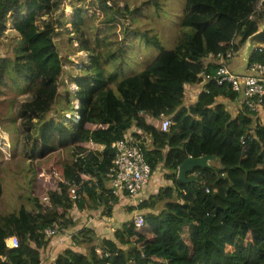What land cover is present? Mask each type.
<instances>
[{
	"label": "trees",
	"instance_id": "1",
	"mask_svg": "<svg viewBox=\"0 0 264 264\" xmlns=\"http://www.w3.org/2000/svg\"><path fill=\"white\" fill-rule=\"evenodd\" d=\"M96 1L105 18L92 28L91 38L85 35L86 8L72 5L68 22L79 50L87 53L83 73L72 78L76 118L47 119L39 125L36 121L56 100L63 70L53 40L56 25L65 22L55 18L59 0L0 2V36L10 14L20 35L12 69L25 84L20 93L32 97L18 111L25 138L31 141L30 156L45 158L59 148L72 150L73 156L71 162H55L62 180L54 191L32 199L33 211L20 207L0 217V264H40L51 241L45 230L75 227L68 216L73 208H103L102 214L111 218L119 203L106 179L115 156L111 144L132 128L139 132L131 137L139 141L152 173L161 167L171 185L136 207L147 212L143 226L124 222L111 239L81 228L54 264H264V125L246 108L233 116L222 101L233 102L237 95L225 84L202 83L199 77L218 67L205 64L208 57L241 51L264 21V0H185L183 31L172 50H165L147 31L121 36L123 26L116 15L123 17L126 9L108 14L107 0ZM138 39L158 54L133 73ZM8 64L0 58V87ZM253 64L264 67V48L250 54L248 66ZM198 84L203 85L196 101L185 106V87ZM162 115L172 121L167 132L159 128ZM88 144L102 150H88ZM203 156H214L218 165L194 169L187 179L195 182L180 183L181 163ZM71 187L77 200L71 199ZM2 195L0 183V201ZM13 236L19 242L15 249L5 243Z\"/></svg>",
	"mask_w": 264,
	"mask_h": 264
},
{
	"label": "rangeland",
	"instance_id": "2",
	"mask_svg": "<svg viewBox=\"0 0 264 264\" xmlns=\"http://www.w3.org/2000/svg\"><path fill=\"white\" fill-rule=\"evenodd\" d=\"M75 1L73 0L74 6H76ZM107 1H109V7L111 8L108 14H113L118 9H126L123 12V17L116 15V18L123 26L122 32L120 33L121 36L132 33L134 30L136 32L147 31L150 36H157L161 46L165 50L175 48L180 32L183 31L181 21L184 13L185 0ZM65 5V1L62 0L55 12L57 15H55V18L57 20L65 21L62 26L56 25V35L53 39L59 52L63 69L58 79V94L51 110L43 115L41 120L36 121L38 125L47 119L68 121L75 120L76 118L74 110L77 108L78 102L73 95L76 87L72 83V78L83 73L84 65H87V53L79 50V45L76 40L77 36L71 33V25H67L71 18H73L71 15L73 13V7H71V10H68ZM81 5L86 7L88 14L85 23V35L87 38H91L92 28L99 21L103 20L105 15L96 0H89L88 3L83 2ZM9 17L5 25L6 30L0 36V58H4L9 63L6 68L4 83L0 87V183L3 189V195L0 201V217L17 212L20 207H24L28 211H33L34 202L32 199L35 197L39 198L48 191H54L57 183L62 180L54 167L55 162L61 160L66 163L73 160L72 150H63L60 148L53 155L45 158L35 159L33 156H30L32 153L31 141L29 142L25 138L18 111L21 104L30 101L32 97L28 94L20 93L21 89L25 87V84L21 77L12 69V62L15 58L14 48L19 38L14 36L10 29V22L13 20V17L11 14ZM262 26H264V21L261 23ZM135 47L136 49L131 62L133 73L142 71L158 54L156 49L146 45L140 39L135 41ZM69 58H72L73 61H70ZM230 65L234 73L243 74L247 71L242 50L233 55ZM111 86L114 88L113 85ZM185 92L184 105L189 106V102L192 101L189 98V94L193 91L185 88ZM195 94L196 92H193V96ZM224 102L233 116L237 114V108L234 110L229 100H224ZM257 115L260 123L264 125V111ZM146 119L149 123H155L154 120ZM134 132L138 133L135 131V128H132L128 135L131 136ZM213 164L217 165V161H214ZM160 171L161 169H159ZM158 207L159 205L156 211L159 210ZM128 209L130 208H127L125 205L117 207L115 215L112 214L111 218H121L124 214H129ZM75 210L76 208H73L68 212V216L76 223V226L68 228L61 233L69 236L79 229L86 227L85 225L93 229L96 233L97 230L106 229L111 226L110 224H113V222L108 220L110 217L102 214L103 208H99L97 212L82 215L76 214ZM130 219L132 220V216ZM109 234L110 232L105 230L103 234L98 235L102 237V235L108 236ZM67 244L69 246V243ZM42 261L43 264H47L44 258H42Z\"/></svg>",
	"mask_w": 264,
	"mask_h": 264
},
{
	"label": "built area",
	"instance_id": "3",
	"mask_svg": "<svg viewBox=\"0 0 264 264\" xmlns=\"http://www.w3.org/2000/svg\"><path fill=\"white\" fill-rule=\"evenodd\" d=\"M5 1L9 0H0V2ZM106 5L109 6V1H106ZM233 55L232 51H228L210 57V63L217 64V69L213 74L201 72L199 77H201L202 83L214 81L218 85L229 86L230 90L237 95L236 99H238L240 108H246L259 114L264 109V67L253 64L247 67L245 73L235 74L229 68ZM171 125L170 117L162 115L159 120L160 131L167 132ZM244 143L245 140H242V144ZM111 148L115 151V156L113 166L106 173L108 188L119 200L127 198L132 201L135 207H138L145 201L143 192L152 175L151 168L144 159L139 141L128 135L111 144ZM69 192L72 200L78 199L75 187H71ZM44 200L47 199L44 198ZM131 221L134 226L141 227L145 222L144 215L135 214ZM61 232L57 225H54L53 228L45 230V235L52 239L63 234ZM5 243L13 249L18 248L19 245L18 239L14 236L6 239ZM54 261L55 258H52L49 264H54Z\"/></svg>",
	"mask_w": 264,
	"mask_h": 264
},
{
	"label": "crops",
	"instance_id": "4",
	"mask_svg": "<svg viewBox=\"0 0 264 264\" xmlns=\"http://www.w3.org/2000/svg\"><path fill=\"white\" fill-rule=\"evenodd\" d=\"M61 1L62 0H59V5H60ZM64 1L66 3L65 7H67L68 10H71V7H73L72 5L74 4L73 0H64ZM84 2L85 3L86 2L88 3L89 0L84 1ZM75 3H76V6H80L83 2L81 3L79 1H75ZM84 8H86V7H84ZM55 15H56V13H55ZM71 15H73V13ZM67 18H68V16H67ZM44 20H45V17H44ZM10 25H11V28L10 29L13 32L14 36H16L17 38H20V35L18 34V32L13 27L14 26V20H11ZM60 25L62 26L63 23L60 24ZM67 25H70V24H67ZM210 60H211L210 57H208L207 59H205L204 60L205 64L210 63ZM230 66L231 65L229 64V68L233 72V68L230 67ZM235 74H239V73H235ZM202 85L203 84L192 85V86H189L188 85V86L185 87V88L191 89L193 92H196V94L194 96H193V92L189 94V98L192 99V101L189 102L190 105L193 104L196 101V98H197L198 93L202 90ZM222 103H225V102L222 101ZM231 106H232V108L234 110L237 108L236 109V113L237 114L241 110V108H240V106L238 104V99H236L235 101L231 102ZM142 139L145 140L146 143H150L148 137L143 136ZM84 147L87 148L88 150H93V151H97V152H99V151L102 150V146L94 145V144H91V145L88 144V145H86ZM214 161H216V160L214 159L213 161H210L209 162V165L212 162L214 163ZM217 165H218V162H217ZM159 169H161L160 172H159ZM165 173H166V171L163 170L161 167H159L158 170H156L155 172L152 173L151 178H150V180H149V182H148V184H147V186H146V188L144 189V192H143V195H144L145 200H147L151 196L156 195L158 193V191H159L160 188L171 185L172 182L170 180H167V179L164 178V174ZM121 205H125V206H127V208H135V209L129 211V214H126V215L124 214V216L121 217V218H118V217L115 218L114 217V219L116 221L113 218H108V220H110L111 222H113V224H110L112 227L110 226V227H108L106 229L105 228L104 229H101L100 231L97 230L96 231L97 234H103L105 232V230H107L108 232H110V234L108 236L107 235H102V236L105 237V238L111 239L114 230L116 228H118L122 223L130 221L131 220L130 219L131 216L133 217L135 214H144V213H147V212L142 213V211L137 210L136 207L133 205L132 201H130L127 198H124L122 200H119L118 205H116L113 208V213H112L113 215H115L116 208L119 207V206H121ZM75 211H76V214H81V215L82 214H85V213H94V212H97V210H88V209H84L83 211H78L76 209ZM85 226L88 227L87 225H85ZM69 237L70 236H67V235H64V234H59L58 236L53 237L51 239L50 243H49V246L44 251L43 257L41 256V262H40V264H43L42 258H44V260L47 262V264H49L50 263V260L52 258H55L57 256V254H59L64 248H66L68 246L67 243H69V246H70L71 242H69V239H68Z\"/></svg>",
	"mask_w": 264,
	"mask_h": 264
},
{
	"label": "water",
	"instance_id": "5",
	"mask_svg": "<svg viewBox=\"0 0 264 264\" xmlns=\"http://www.w3.org/2000/svg\"><path fill=\"white\" fill-rule=\"evenodd\" d=\"M14 27V26H13ZM261 24L258 27V30L249 36L242 47V52L245 57V62L248 67L249 56L256 47L264 48V26L261 28ZM70 61H73L72 58H69ZM215 159L214 156H203L199 158L189 157L185 159L178 168L177 179L180 183L190 184L195 182L194 179H187V175L192 172L194 169H205L210 168L209 162Z\"/></svg>",
	"mask_w": 264,
	"mask_h": 264
}]
</instances>
